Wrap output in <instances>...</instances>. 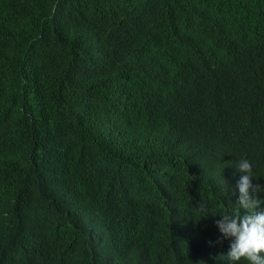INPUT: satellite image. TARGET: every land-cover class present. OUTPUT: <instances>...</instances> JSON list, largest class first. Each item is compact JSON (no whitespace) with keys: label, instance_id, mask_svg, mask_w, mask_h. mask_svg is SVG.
Here are the masks:
<instances>
[{"label":"trees","instance_id":"trees-1","mask_svg":"<svg viewBox=\"0 0 264 264\" xmlns=\"http://www.w3.org/2000/svg\"><path fill=\"white\" fill-rule=\"evenodd\" d=\"M241 158L264 0H0V264H230Z\"/></svg>","mask_w":264,"mask_h":264},{"label":"clouds","instance_id":"clouds-1","mask_svg":"<svg viewBox=\"0 0 264 264\" xmlns=\"http://www.w3.org/2000/svg\"><path fill=\"white\" fill-rule=\"evenodd\" d=\"M236 168L243 173L237 182L239 197L231 211L221 214L216 221L224 239L230 240L229 250L225 255L230 264H264V204L255 193L264 192V187L253 185L251 178L252 163L244 158L237 161ZM201 217L207 216V206L199 208Z\"/></svg>","mask_w":264,"mask_h":264}]
</instances>
